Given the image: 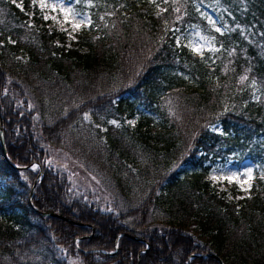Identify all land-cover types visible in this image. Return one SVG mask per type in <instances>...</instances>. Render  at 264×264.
Wrapping results in <instances>:
<instances>
[{
    "label": "trees",
    "instance_id": "16d2710c",
    "mask_svg": "<svg viewBox=\"0 0 264 264\" xmlns=\"http://www.w3.org/2000/svg\"><path fill=\"white\" fill-rule=\"evenodd\" d=\"M69 2L89 17L72 47L29 22L30 0H0V264H264V0ZM195 23L214 52L175 41ZM85 112L135 124L92 135ZM52 150L113 180L120 205L75 191ZM229 158L251 164L235 203L206 179ZM137 159L135 192L116 175Z\"/></svg>",
    "mask_w": 264,
    "mask_h": 264
},
{
    "label": "rangeland",
    "instance_id": "374dc122",
    "mask_svg": "<svg viewBox=\"0 0 264 264\" xmlns=\"http://www.w3.org/2000/svg\"><path fill=\"white\" fill-rule=\"evenodd\" d=\"M9 1L22 9V0ZM34 10L36 15L44 21V25L49 31L57 30L63 32L64 40L62 42L66 47L74 46L73 42L76 40L77 33L80 32L81 28L87 27L89 23L87 12H80L78 9L73 8L69 0H30V9L26 13L31 24ZM200 15L210 29L217 33L222 32V29L209 12L203 10L200 11ZM175 41L188 46L197 55L205 51L212 53L217 49L212 35L198 23L187 26L183 31L175 30ZM55 42L60 44L57 39ZM257 94V91H254L252 97H257ZM82 122L89 125V133L93 135V129L104 131L107 125L115 127L126 125L131 128L135 124V119L125 118L123 122H119L115 118H101L99 121H94L90 114L85 112L82 115ZM209 130L220 133L221 129L218 124H213L209 126ZM49 162L66 171L70 186L78 193L89 194L90 198H93L101 209L109 210L113 204L120 205V197L118 199L117 193L113 190V180H107L106 176L94 172L92 168H88L90 166L85 165L82 161L71 158L65 152L52 150L49 154ZM140 166L141 160L137 159L132 163L126 164V167L133 174L132 177L127 175L126 172L116 175L128 182H132L130 186L135 192L138 191L137 183L140 180V176L137 170ZM33 167L36 166L33 165ZM250 169L251 164L247 159L237 162L236 159L229 158L226 161L214 163L206 179L210 182L211 188L217 191L224 201L235 203L250 194ZM186 231L197 237L198 240L205 241L204 236L199 234L194 221L189 223Z\"/></svg>",
    "mask_w": 264,
    "mask_h": 264
},
{
    "label": "water",
    "instance_id": "95a60500",
    "mask_svg": "<svg viewBox=\"0 0 264 264\" xmlns=\"http://www.w3.org/2000/svg\"><path fill=\"white\" fill-rule=\"evenodd\" d=\"M2 142H3V141H2V134H1V131H0V144H1V145H2ZM33 165H35V166L37 167V169H38V173H37V176H36V178L33 180V183H32V185H31V187H30L29 195H28V201H30V196H31V194H32L34 184H35V182H36V180H37V178H38V176H39V174H40V167H39L37 164H33ZM29 167H31V165L24 166L23 168L27 169V168H29ZM18 168H22V167H18ZM206 254H207V253H206ZM191 256H194V254L191 255Z\"/></svg>",
    "mask_w": 264,
    "mask_h": 264
},
{
    "label": "snow or ice",
    "instance_id": "6c2138e0",
    "mask_svg": "<svg viewBox=\"0 0 264 264\" xmlns=\"http://www.w3.org/2000/svg\"><path fill=\"white\" fill-rule=\"evenodd\" d=\"M217 31H219V29H217Z\"/></svg>",
    "mask_w": 264,
    "mask_h": 264
}]
</instances>
